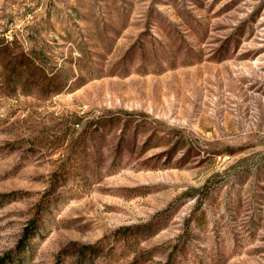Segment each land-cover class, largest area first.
I'll return each instance as SVG.
<instances>
[{
    "label": "rangeland",
    "instance_id": "374dc122",
    "mask_svg": "<svg viewBox=\"0 0 264 264\" xmlns=\"http://www.w3.org/2000/svg\"><path fill=\"white\" fill-rule=\"evenodd\" d=\"M0 264H264V0H0Z\"/></svg>",
    "mask_w": 264,
    "mask_h": 264
},
{
    "label": "trees",
    "instance_id": "16d2710c",
    "mask_svg": "<svg viewBox=\"0 0 264 264\" xmlns=\"http://www.w3.org/2000/svg\"><path fill=\"white\" fill-rule=\"evenodd\" d=\"M27 237L24 239V241L22 242L23 243V245L21 246V249H24L26 246H27Z\"/></svg>",
    "mask_w": 264,
    "mask_h": 264
}]
</instances>
